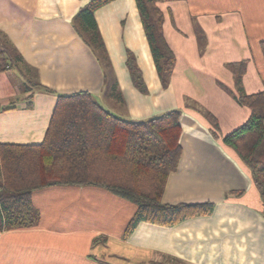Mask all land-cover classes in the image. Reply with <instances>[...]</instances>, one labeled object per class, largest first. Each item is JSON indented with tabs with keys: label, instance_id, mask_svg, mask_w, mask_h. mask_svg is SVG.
I'll list each match as a JSON object with an SVG mask.
<instances>
[{
	"label": "crops",
	"instance_id": "1",
	"mask_svg": "<svg viewBox=\"0 0 264 264\" xmlns=\"http://www.w3.org/2000/svg\"><path fill=\"white\" fill-rule=\"evenodd\" d=\"M89 1L0 0V61L23 58L0 73V105H18L0 112V143L41 142L57 94L89 91L128 120L180 109L182 152L162 200L212 202L214 208L174 225L141 221L125 237L137 208L130 200L93 185L36 189L32 201L40 221L0 226V264H264V200L249 168L207 119L212 113L222 136L228 134L250 115L238 100L241 92L264 90V0L159 2L164 35L176 56L167 87L137 1L113 0L95 11L110 66L75 26L77 12ZM128 51L147 92L132 81ZM242 60L246 71L238 81L227 64ZM28 78L56 94L36 89L28 98Z\"/></svg>",
	"mask_w": 264,
	"mask_h": 264
},
{
	"label": "trees",
	"instance_id": "2",
	"mask_svg": "<svg viewBox=\"0 0 264 264\" xmlns=\"http://www.w3.org/2000/svg\"><path fill=\"white\" fill-rule=\"evenodd\" d=\"M112 1L90 0L74 19L85 40L104 53V66L110 64L95 11ZM136 1L157 72L163 87H167L176 56L164 35L165 14L158 5L163 0ZM261 46L264 53V40ZM5 51L11 53L8 49ZM10 58L5 56L0 61V73L23 59L13 56L12 62ZM127 65L134 85L147 92L142 70L131 51H128ZM227 65L240 81L246 71V60ZM24 88L28 92L33 90L28 98L34 96L36 89L56 94L31 78L26 79ZM238 100L250 109V115L224 136V142L249 168L264 200V90L241 92ZM17 107V102L0 105V112ZM181 113L180 109H173L148 120H128L107 109L89 91L57 94V103L41 142L0 143L1 228L39 223L41 214L33 204L32 192L54 185L99 186L135 203L137 208L126 226L125 237L141 221L174 225L195 215L210 213L214 208L212 202L169 204L162 200L168 176L177 169L182 152ZM207 117L217 124L212 113Z\"/></svg>",
	"mask_w": 264,
	"mask_h": 264
},
{
	"label": "rangeland",
	"instance_id": "3",
	"mask_svg": "<svg viewBox=\"0 0 264 264\" xmlns=\"http://www.w3.org/2000/svg\"><path fill=\"white\" fill-rule=\"evenodd\" d=\"M94 45H95V44L93 43V47H94L95 49H98V48L95 47ZM98 52H99V55L101 54V55H100L101 58L104 59V53L102 52V50L99 49ZM103 63H104V61H103ZM257 91H259V90H257ZM207 119H208V122L210 123V125L216 129V131L218 132V134H219L221 137H223L222 139H223V141H224V136H225V135L222 136V134H221V131H220L219 127H218V126H219V124H218V120H217V124H214L210 118L207 117ZM216 119H217V118H216ZM213 124H214V125H213Z\"/></svg>",
	"mask_w": 264,
	"mask_h": 264
}]
</instances>
